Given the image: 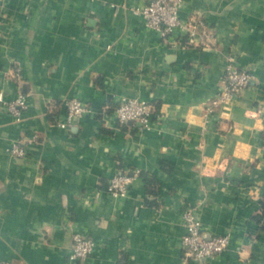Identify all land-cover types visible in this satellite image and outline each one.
<instances>
[{"label":"crops","instance_id":"obj_1","mask_svg":"<svg viewBox=\"0 0 264 264\" xmlns=\"http://www.w3.org/2000/svg\"><path fill=\"white\" fill-rule=\"evenodd\" d=\"M149 1L0 0V95L28 103L18 117L0 100V264H183L189 207L207 235H232L191 264H264V0H183L209 48L150 27ZM229 53L255 80L207 118ZM75 95L94 111L57 124ZM125 96L156 104L151 127L115 117ZM120 172L123 197L108 189ZM75 232L96 240L86 259Z\"/></svg>","mask_w":264,"mask_h":264},{"label":"built area","instance_id":"obj_2","mask_svg":"<svg viewBox=\"0 0 264 264\" xmlns=\"http://www.w3.org/2000/svg\"><path fill=\"white\" fill-rule=\"evenodd\" d=\"M183 0H150L138 9L150 27L158 29L167 37L173 36L182 46L193 45L209 48L216 44L215 34L199 17L183 19L180 15V6ZM226 72L220 91L211 98L204 107V116L209 118L221 107H228L234 98L250 87L255 80V74L250 67L240 66L237 56L229 53L227 57ZM0 100L8 110L20 116L27 107L26 94L20 92L12 101H6L3 94ZM66 111L56 123L61 126L71 125L75 119L86 116L94 111V107L84 102L79 96H72L65 100ZM157 110L156 104L147 99L138 97H122L114 108L115 117L122 123L133 122L138 129L151 127L152 118ZM35 134L29 141L36 140ZM15 155L26 154V145L17 141L12 146ZM134 175L120 172L112 177L109 191L118 197L128 195ZM183 221L186 231L182 239V262L191 264L193 261H207L226 250L231 242V232L207 235L204 225L195 207H189L183 212ZM96 247L93 237L75 232L71 251L72 259H86Z\"/></svg>","mask_w":264,"mask_h":264}]
</instances>
